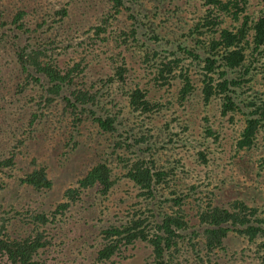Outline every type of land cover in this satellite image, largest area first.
I'll use <instances>...</instances> for the list:
<instances>
[{"label": "trees", "instance_id": "16d2710c", "mask_svg": "<svg viewBox=\"0 0 264 264\" xmlns=\"http://www.w3.org/2000/svg\"><path fill=\"white\" fill-rule=\"evenodd\" d=\"M103 1L108 11L85 32L86 39L79 41L78 37L68 38L65 45H57L55 40L47 41L43 37L40 39V36L46 32L47 14L56 15L55 23L63 24L69 16L67 7L53 13L47 10L43 20L37 22H24V13L21 11L15 14L12 21L0 17V57L6 55L8 49L12 50L15 65L11 73L20 78L16 93H23L27 87H31L40 93V97L26 96L34 106L41 109L54 102L65 103L63 109L69 115L68 125L78 128L88 118L100 131L111 134L112 139H115L120 133V117L112 116L111 111L122 106L118 107L117 100L109 98L106 104L111 110H104L106 113L99 115L92 109L97 106L98 96L101 95V91H94L97 84L85 82V90L74 88L76 73L81 66L63 69L56 64L57 57L64 54L74 55L94 47L111 49V62L115 65L112 66L113 75L105 74L98 81L103 89L101 82L106 79L118 85L120 91H125L129 107L143 117L145 125L143 128L139 126L142 129L141 136L132 138L136 144L134 149L138 145H147L146 142L155 137H147L151 130L147 126L150 115L161 106L157 102L152 104L148 90L142 89L139 84L126 88L130 71L127 57L136 58L138 51H141L139 59L147 64L145 67L149 70L146 72L150 76L154 75V85L166 89L167 93L172 87L177 88V94L167 98V108L176 107V111H186L187 105L194 107L196 103L213 107L214 112L210 111V114L206 111L203 116V121L207 123L203 126L207 139L212 137L213 142L220 140L218 133L211 128V118H230L233 122V116L241 114L243 130L238 147L244 151V157L248 158L246 164L251 163V168L255 163L251 161L253 150H264V96L258 92L254 97L247 95V84L252 81V76L257 70L264 74V6L249 13L250 0H198L204 9L203 15L198 17L188 32L170 39L168 34L163 33L164 22L156 24L154 21L163 14L173 17L176 10H180L175 4L176 0ZM257 1L258 5L264 4V0ZM144 3L151 7L145 8ZM228 20L232 23L227 26L225 23ZM31 25L33 29L29 27ZM7 32L13 38L5 43L3 38ZM106 33L107 37H102ZM32 39L35 44L30 43ZM41 42H44L42 46ZM186 61L190 65L185 66ZM254 65H259L258 69ZM191 67H201L203 80L199 90L192 82L189 72ZM79 74L85 78L82 71ZM9 75L0 67V86L6 85L5 80ZM244 95H247L245 100L242 99ZM214 105L218 106L217 110ZM36 119L39 117L36 116ZM31 123H36L35 118ZM127 141L130 142L128 137L124 139V146H129ZM121 146L114 140L112 151L100 158L97 165L79 181L77 188L66 191L67 202L56 211L30 215L29 220L23 222L33 226L29 236L14 238L9 232L11 222L26 216L27 208L21 212L14 204H10L4 213L0 212V264H45L41 257L48 247L53 246L45 227L55 222L57 214L64 213L72 204L80 201L85 190L98 187L96 199H107L119 179V174L112 168V162L116 160L118 168L131 185L126 193L130 189L137 191L136 202L117 223L101 230L103 244L97 250L93 264H118L116 259H127L128 246L136 242H143L150 250L145 264H219L220 254L227 250L226 238L230 234L246 238L250 246L242 254L254 251L256 258L264 264V200L260 207L249 206L240 199L231 201L229 207L224 208L213 205L212 192L204 194L202 200L197 191L203 192L196 186L197 191L193 195L198 206L197 222L194 224L192 216L183 209L185 201L191 196L175 188L176 173L170 166H161L156 161L149 164L142 158L130 163L114 155ZM13 151L14 148L9 157L4 158L6 150H0V182L10 172V177H16V183L23 187L35 191L51 190L53 183L46 168L34 159L29 165L31 172L14 176V168L18 164ZM201 158L203 164L207 165V156L202 154ZM256 162L259 163V171L251 170L260 184L264 181V156L258 157ZM170 163L167 159L166 164ZM7 186L0 183V193ZM66 264L77 263L72 261Z\"/></svg>", "mask_w": 264, "mask_h": 264}, {"label": "rangeland", "instance_id": "374dc122", "mask_svg": "<svg viewBox=\"0 0 264 264\" xmlns=\"http://www.w3.org/2000/svg\"><path fill=\"white\" fill-rule=\"evenodd\" d=\"M258 3L257 0H250L249 13L258 11L264 6ZM175 4L180 10H176L177 13L173 17L169 18L163 14L154 21L156 24L164 22L163 33L168 34L170 39L178 38L188 32L204 12L198 0H176ZM144 5L145 8L151 7L150 4L144 3ZM66 7L69 16L65 18L63 24L55 23L56 15L47 14L46 32L41 34L40 39L43 37L47 41L55 40L57 45H65L66 40L72 37H78L79 41L85 40V32L97 24V19L108 11L103 0H0V11H2L0 17L12 21L15 14L21 11L24 13V22H37L43 20L42 17L47 10L53 13ZM230 23L232 22L228 20L225 24L228 26ZM29 27L34 28L33 25ZM252 34L253 32L251 37ZM11 36L12 34L7 32L3 38L4 42L12 41ZM103 36L107 37V33ZM30 43L35 44L34 39ZM43 43L41 42L40 45L42 46ZM140 52L138 51L139 55L136 58L127 57V67L130 71L126 78V88L139 84L142 89L148 90L150 102L152 104L157 102L161 107L150 115L151 120L147 125L151 128L147 137L152 135L155 137L146 142L147 145H138L135 149L136 144L133 139L142 134L139 126L142 128L145 126L143 117L131 110L125 91H120L118 85L103 79L101 83L104 90L98 81L105 74L113 75L112 66L115 65L111 62V49L94 47L86 52L81 50L74 55L64 54L57 57L56 64L63 69L81 66L80 71L85 78L79 74L80 71L77 72L74 88L85 90L86 83L97 84L94 91H101V95L98 96L97 106L92 109L99 115H104L106 113L104 110H111L106 104L109 98L116 99L118 107L122 106L116 111H111L112 116L120 117V133L115 139H112L111 134L100 131L88 118L78 128L68 125L69 123L66 122L69 115H66L63 109L65 103L54 102L41 109L34 106L26 96L40 97L39 92L27 87L25 92L16 93L17 81L20 78L11 73L15 65L12 50L8 49L7 54L0 57V67L4 69L6 75L11 74L5 80L6 85L0 86V150H6L4 158H8L14 148L13 152L18 164L14 168V176L31 172L29 165L34 159L40 166L46 168L48 177L53 183L51 190L35 191L17 184V178H11L10 172L8 176L2 178L3 181L0 183L8 186L0 193V212L4 213L10 204H14L18 211L22 212L25 208L28 210L26 216H20V220L15 219L10 224L9 232L14 238H25L31 234L33 226L23 223L29 220L30 215L36 212L56 211L61 204H65L66 191L77 188L79 181L97 165L100 158L112 151L114 140L122 145L117 154H114L116 157L129 160L130 163L142 158L149 164L156 161L161 166H170L176 173L175 188L191 196L185 201L183 209L192 216L194 224L197 222L196 207L198 206L193 195V192L197 191L196 186L203 192L202 194L197 191V195L202 200L204 194L209 192L214 194L212 198L215 206L228 208L231 201L240 199L252 207L262 205L264 181L257 183L252 170L259 171V163L256 161L258 157L264 156V150L259 152L253 150L254 156L251 157V161L255 163L250 168L251 163L246 164L248 158L244 157V151H240L238 147L243 130L241 114L234 115L233 122L230 118H211V128L218 133L220 140L213 142L212 137L207 139L203 130V126L207 123L203 121V116L206 115V111L210 114L214 112L213 107L196 103L194 107L187 105L186 111H176V107L167 108V98L176 95L177 88L172 87L167 93L166 89L156 87L153 81L154 75L150 76L146 72L149 70L145 67L147 64H143V60H140L142 55ZM187 64L190 65V62L186 61L185 66ZM254 66L256 69L259 67V65ZM200 69L201 67L189 69L197 90L202 87L203 76ZM252 77V81L247 84L249 87L247 95L254 97L258 92L264 96V74L257 70ZM214 78L216 79V76ZM247 95L242 99L245 100ZM35 99L39 102L38 98ZM214 106L217 110L218 106ZM36 116L39 119H36ZM34 118L35 124L31 123ZM126 137L129 138L130 142L127 141L129 146L123 145ZM262 143L264 145V140ZM131 145L133 147L130 148ZM202 154L207 156V165L202 162ZM167 159L171 161L170 164H166ZM112 168L119 174V179L107 199L102 197L96 199L98 187L85 190L80 201L72 204L64 213L57 214L55 222L45 227L53 244L41 257L45 264H66L72 261L77 264H93L96 252L103 244L100 238L101 230L117 223L124 213L129 212L127 209H131L133 203L135 204L137 191L130 189L129 193H126L131 185L128 184L129 181L123 171L118 168L117 160L112 162ZM260 214L263 216L262 211ZM246 240L237 234L228 235L227 250L220 254L219 264H261L254 251L242 254L243 250H247L250 246ZM128 247L127 259H116V263H146L150 250L143 242H136Z\"/></svg>", "mask_w": 264, "mask_h": 264}]
</instances>
